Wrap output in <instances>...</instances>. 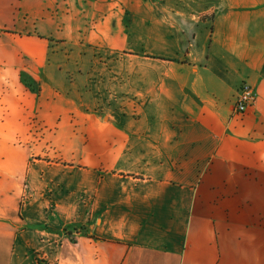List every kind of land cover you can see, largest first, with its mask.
Returning <instances> with one entry per match:
<instances>
[{"label": "crops", "instance_id": "crops-1", "mask_svg": "<svg viewBox=\"0 0 264 264\" xmlns=\"http://www.w3.org/2000/svg\"><path fill=\"white\" fill-rule=\"evenodd\" d=\"M46 263L264 264V0H0V264Z\"/></svg>", "mask_w": 264, "mask_h": 264}, {"label": "built area", "instance_id": "built-area-1", "mask_svg": "<svg viewBox=\"0 0 264 264\" xmlns=\"http://www.w3.org/2000/svg\"><path fill=\"white\" fill-rule=\"evenodd\" d=\"M256 100L257 93L254 87L247 82L243 83L233 106V112L236 114H245L255 105Z\"/></svg>", "mask_w": 264, "mask_h": 264}, {"label": "rangeland", "instance_id": "rangeland-1", "mask_svg": "<svg viewBox=\"0 0 264 264\" xmlns=\"http://www.w3.org/2000/svg\"><path fill=\"white\" fill-rule=\"evenodd\" d=\"M65 55L68 56V57H70V58L75 57V56L73 55V53H71V51H70V52H67ZM46 264H47V263H46ZM49 264H50V263H49Z\"/></svg>", "mask_w": 264, "mask_h": 264}]
</instances>
